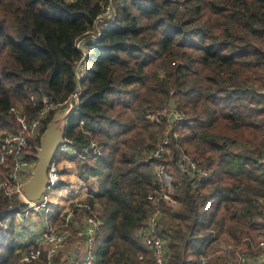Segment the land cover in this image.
I'll return each instance as SVG.
<instances>
[{
  "label": "trees",
  "instance_id": "16d2710c",
  "mask_svg": "<svg viewBox=\"0 0 264 264\" xmlns=\"http://www.w3.org/2000/svg\"><path fill=\"white\" fill-rule=\"evenodd\" d=\"M108 5L112 19L99 36L83 39ZM201 6V0H8L5 4L13 31L4 27V18L0 20V49L9 47L13 60L0 69V127L17 124L13 98L22 104L21 117L28 122L46 104L54 106L40 119L37 136L28 139L26 159L35 160L44 128L66 107L77 84L82 88L78 106L67 115L64 137L83 155H66L78 177L97 180L90 206L94 200L104 206L93 264H141L140 253L147 264H154L137 235L150 212L147 195L153 184L148 156L153 145L136 142L131 150H122L117 134L130 129L131 119L125 109L111 112L118 101L133 102L136 86L146 77L144 66L155 60L161 61L165 74L155 76V91L133 102L135 114L156 127L152 115L173 99L183 120L173 126L171 132L177 135L170 134V153L160 161L171 169L184 152L209 175L194 187L195 180L175 170L170 199L179 207L170 208L164 201L159 222L165 263H200L203 245L213 240L214 217L221 206L234 223L229 226L232 239L240 236V220L252 228L264 226L256 221L264 212L260 162L264 0H212L211 11L224 16L212 27L200 23ZM78 40L86 51V75L79 82L75 69L83 54ZM175 43L181 48L176 53L171 50ZM184 47L199 50L203 62L217 68L204 86L197 84L195 58ZM177 59L181 62L172 64ZM189 76L195 78L191 84ZM13 206L17 210L23 203L14 201ZM10 207L0 190V219L11 213ZM242 245L249 248L248 242ZM16 248L8 229L0 238V264Z\"/></svg>",
  "mask_w": 264,
  "mask_h": 264
},
{
  "label": "built area",
  "instance_id": "2783aa9c",
  "mask_svg": "<svg viewBox=\"0 0 264 264\" xmlns=\"http://www.w3.org/2000/svg\"><path fill=\"white\" fill-rule=\"evenodd\" d=\"M111 15V8L108 5L104 11L100 14L93 25V31L83 39L92 40L99 35L101 27L107 22L106 17ZM99 23H103L100 26ZM81 45V46H79ZM82 40H78L77 47L82 51V58L78 61L75 69L76 80L79 82L86 75L85 71V53L81 49ZM81 94L80 85L77 84L75 90L69 95L65 105L67 111L63 116L66 115L64 121L66 122L67 115L73 111L79 104ZM45 103V100H43ZM54 106L46 104L45 108L42 109L37 117L32 121H26L25 118H19L23 130L15 133L14 135H7L0 140V190L9 199L16 195L23 196L22 184L26 181L24 178V172L27 168H31V172L35 165V160L31 161L26 159L25 152L28 148V139H34L40 127V119L45 114L53 109ZM155 123H163L165 125L166 133L155 145V147L149 153L148 159L151 164L152 172V184L153 190L148 193L147 201L149 203L150 212L146 219L143 221L138 235L143 244L144 249L150 252L151 258L154 264H166L165 263V244L164 240L159 234V222L164 216L163 203L166 200L169 188L172 186V175L168 169V166L161 162L168 149V131L171 127L183 120V115L175 109H170L169 106L161 108L157 113L151 117ZM94 153L97 148L94 145L89 147ZM71 152L75 154L71 142H68L64 137L61 145L58 147L57 154L52 160L48 171H47V188L42 197L34 202L27 201L24 198L27 207L33 210H44L47 208V201L45 200L48 192L51 189L57 187L59 183L60 174L58 171V158L61 154ZM79 157H83L80 155ZM260 162L264 166V155L260 159ZM175 166L179 173L184 174L193 180L192 186L196 187L197 183L205 182L209 175L204 171L196 160L191 155L181 152L176 158ZM25 206V205H23ZM92 212V211H91ZM10 214L4 215L0 219V227L9 222ZM260 217L264 220V212L260 214ZM70 221V213L67 211V216L64 222L58 223L52 226L45 227L34 240L32 246H30L24 253L21 254L20 261L23 264H56L55 256L58 251L64 247L68 241L69 233L67 231L68 224ZM264 223V222H262ZM101 226V220L96 213H87L85 217L84 225L78 232V235L84 238L85 248L83 256L78 264H93L95 261V236ZM264 228V226H263ZM264 231V229H263ZM256 247L264 249V236L257 242ZM227 251V248L219 247L217 251L206 254L201 259V264H207L212 258L218 254H223ZM235 257V260L231 261V264H247L248 255L244 254L243 251H239ZM143 255L138 254V259L143 260Z\"/></svg>",
  "mask_w": 264,
  "mask_h": 264
},
{
  "label": "rangeland",
  "instance_id": "374dc122",
  "mask_svg": "<svg viewBox=\"0 0 264 264\" xmlns=\"http://www.w3.org/2000/svg\"><path fill=\"white\" fill-rule=\"evenodd\" d=\"M7 1L8 0H0V20H2L4 18L3 19L4 20V22H3L4 27L9 32H12L13 30H12V27L10 25L8 14L4 10V7H5V4ZM211 2H212V0H201L202 6H201L200 23L205 27H212L216 24V22L224 20L223 14H216V13H213L211 11V8H210ZM110 8H111V15L109 17H106L105 20H107V21L111 20L113 17V9H112V7H110ZM99 24H100V26H102L103 23H99ZM79 46H81V45H79ZM179 49H181V48H179L177 43H175L174 46L171 47V50L174 51L175 53L177 51H180ZM183 50L191 52L192 55L194 56L195 64H196L195 67L197 70V78H196L197 84L199 86H204L206 84V82H205L206 77L215 73V71H217V68L214 65H206L203 62L202 54L199 50H196L195 48H189V47H184ZM12 60H13V58H12L9 47L5 46V47L1 48L0 49V69L6 65H9ZM174 61L175 62H172V64H174V63L177 64V63L181 62L179 59L174 60ZM143 69H144L146 77L144 78L143 83L141 82L136 86L135 90H136L137 94H136V97L134 98L133 102L136 99H138L140 96H144L148 93H149L148 94V96H149L151 94V92L155 91L154 90V84H155L154 78H155V76L163 77L165 74V71H166V68L162 67L160 60H155L153 62L148 63L147 65L144 66ZM194 79H195L194 76H189V78H188L189 83L191 84ZM260 92L264 93V88ZM133 102L124 105L120 101H118V102H116V104H115V106L111 112L112 115H115V113L121 111L122 109H125V116H128L131 119V120H129V122L132 124L130 126V129L123 132L122 134H119V133L117 134V139L119 141V145H120L122 150H131L133 145L136 142H143L145 147L152 144L153 148H154L156 143L162 137L165 136V133H166L165 125L163 123H155L154 122V124L156 125V127H155L154 125H151V124L146 125L143 122H141L138 119L137 115L135 114L134 107H132ZM13 104L15 107V113L17 115V119H16L17 124L12 125L11 127H0V140L7 135L11 136V135H14L15 133L23 130V126H21V124L19 122V118H21L20 112L22 110V104L19 101H17L15 98H13ZM66 108H67V106L64 107L62 110H59L58 114L55 116V119L62 116V114H64L67 111ZM175 110L178 111L177 109H175ZM158 111H156V112H158ZM156 112H154V114ZM178 112L181 113L180 111H178ZM64 123H65V121H64ZM173 126L168 131V135H167V138L169 140L168 141L169 144H170V134H172L173 137H176V135H177L176 132H171L173 129ZM150 135H152V137H150ZM28 144H29V141H28ZM145 150L148 151L147 149H145ZM262 152L264 154V147H263ZM67 153H71V152H67ZM169 153H170V148L168 145V149H167V152L164 155V157L169 155ZM63 154H65V153H63ZM63 154H61L60 156H62ZM180 154H181V152L179 153V155ZM75 155H77L79 157L81 154H79L75 151ZM58 164H59V160H58ZM174 166H175V162H174ZM168 169L171 173V170L169 167H168ZM175 169L177 170L176 166H175ZM1 170H2V168L0 167V171ZM58 171H59V169H58ZM151 174H152V172H151ZM171 175H172V173H171ZM60 180H61V177L59 178V183H60ZM172 182H173V180H172ZM59 183H58L57 187L51 189L50 192H48V194L45 198V200L47 201V205H46L47 208L44 210L39 211V210H33V209L28 208L27 204L25 203L24 198L22 196L16 195L12 198H9V199L7 198L11 202L12 210L10 209L11 213L9 216V222L5 225V227H3V226L0 227L1 228L0 238L2 236H6L8 229H11L13 239L18 246L14 250L13 254L9 256V259L5 264H23L20 261L21 254L24 253L30 246H32V245L29 246L30 243L28 244L27 241H29L32 236L34 237L36 235V233L41 230V226H42L41 221L44 219L45 220L49 219L50 215L55 211V209L51 206V204L54 201L53 193L56 191H58V193H60V192H62V190L64 193L68 192V191L65 192L63 187H60ZM168 191H169V194L172 193V186L169 188ZM168 196H167L166 200L167 199L169 200ZM88 199L89 198H87V205L89 204L88 205L89 207H86V209L88 210V213H92V212L96 213L102 222V217L105 215L104 210H103L104 206H102L103 204L102 203L101 204L95 203V205L93 204V206H90ZM14 201H18L20 203H23V205H25V206H21L17 210H13L14 209V206H13ZM94 202H97V201L94 200ZM172 205L173 204L171 203L170 206H172ZM58 215L60 217L59 219H61L59 221V223H61V222L63 223L65 217L67 216V211L66 210L59 211ZM85 217H86V215H85ZM256 221H258L259 223L264 222L263 218L260 216H258L256 218ZM51 222H53V219L51 220ZM55 224H52V225H55ZM232 224H234V223L232 222L230 216L228 215L225 207L221 206L219 208L217 214L214 217V225L212 227V232L214 234V239H213L214 241L208 249H209V251H215V250L217 251V249H219V247H222V249L225 247V248H227V251L223 254H221V253L218 254V256H215L207 264H231V261L233 263V261L235 260V257L237 256L236 254L239 251H243L244 254L249 255L250 262H252V264H256V263H254L255 256H257L258 253H261V251L264 254V251H263L264 249L256 247L257 242L264 236V231H263L264 228L263 227L259 228V229L254 228V227L252 228L251 226L244 225L243 220H240L237 224V230L241 231L240 236L238 239H232L233 236H231V232L229 230V226ZM52 225H49V226H52ZM239 231H237L236 233H239ZM137 235H138V232H137ZM37 236L34 238L36 239ZM34 240L32 241V243L34 242ZM95 240H96V237H95ZM19 242L21 244H18ZM245 242H248V245H249L248 249H244V247H242L243 246L242 244ZM164 243H165V240H164ZM95 245H96V241H95Z\"/></svg>",
  "mask_w": 264,
  "mask_h": 264
},
{
  "label": "crops",
  "instance_id": "0c3cea01",
  "mask_svg": "<svg viewBox=\"0 0 264 264\" xmlns=\"http://www.w3.org/2000/svg\"><path fill=\"white\" fill-rule=\"evenodd\" d=\"M81 49L84 51V53H86L84 46H82ZM63 115L64 114H62V116ZM69 154L71 153H65L62 156H60V158L58 159L59 160L58 169L61 177L59 185L60 187H63L65 192L66 191L68 192L64 193L62 190V192L60 193H58V191L53 193L54 201L51 204V206L55 209V211L50 215L49 219L47 220L44 219L41 221L42 223L41 230L38 231L34 236L36 237L45 227L55 223L56 224L59 223V221L61 220L59 219L60 217L58 215L59 211L69 210L70 221L67 229L69 233V238L66 245L62 247L56 254L55 256L56 264H78L80 262L84 253L85 242H84V238L78 235V232L81 229V227L84 225L85 215H87L88 213V210L86 209V207H89L88 206L89 204L87 205V198L93 197L92 193L96 191L98 187L96 178L90 177L87 180H82L81 178L78 177V175L76 174L74 162L72 160H69L68 156H66ZM174 168L175 166L170 170L173 179H176L177 170ZM30 173H31V168H27L24 172V178L28 179ZM168 195L170 201L167 199L165 205L166 206L168 205L170 208H178L179 203L171 200L169 193ZM95 203L98 204L97 202H94V205ZM171 203L173 204L172 206H170ZM52 219L54 223L51 222ZM212 236L214 239V234H212ZM32 237L31 238L29 237L30 240L27 241L28 244L30 243L29 246L33 244L32 241L35 239L34 237L33 238ZM213 241L214 240H211V242L205 243L203 245L202 254H200V258H199L200 259L199 264H201V259L203 256H205L206 254H211L216 251V250L209 251L208 249L210 245L213 243ZM18 244L21 243L19 242ZM141 262H142L141 264H147L144 258L143 260H141ZM254 263L264 264V254L262 253V251L261 253H258L257 256H255ZM247 264H252V262H250L249 255H248Z\"/></svg>",
  "mask_w": 264,
  "mask_h": 264
},
{
  "label": "water",
  "instance_id": "95a60500",
  "mask_svg": "<svg viewBox=\"0 0 264 264\" xmlns=\"http://www.w3.org/2000/svg\"><path fill=\"white\" fill-rule=\"evenodd\" d=\"M168 106L170 109H176L173 99H170ZM65 117L66 115L50 121L39 137V144L35 149L34 168L28 179L22 184L21 191L27 201L39 200L46 191L48 168L64 140Z\"/></svg>",
  "mask_w": 264,
  "mask_h": 264
}]
</instances>
